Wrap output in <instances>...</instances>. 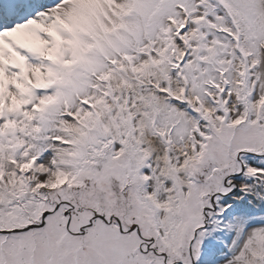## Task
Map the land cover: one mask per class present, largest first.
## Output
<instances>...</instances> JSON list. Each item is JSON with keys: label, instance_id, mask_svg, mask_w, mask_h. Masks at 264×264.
Masks as SVG:
<instances>
[{"label": "snow or ice", "instance_id": "obj_1", "mask_svg": "<svg viewBox=\"0 0 264 264\" xmlns=\"http://www.w3.org/2000/svg\"><path fill=\"white\" fill-rule=\"evenodd\" d=\"M0 264H264V0H0Z\"/></svg>", "mask_w": 264, "mask_h": 264}]
</instances>
